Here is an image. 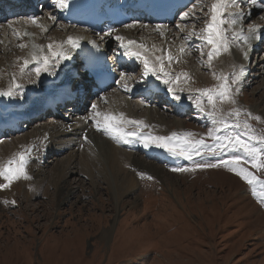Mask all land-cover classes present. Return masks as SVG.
Here are the masks:
<instances>
[{"label": "rangeland", "instance_id": "374dc122", "mask_svg": "<svg viewBox=\"0 0 264 264\" xmlns=\"http://www.w3.org/2000/svg\"><path fill=\"white\" fill-rule=\"evenodd\" d=\"M211 2L212 0H204L202 9L195 8L196 17L189 16L186 20L174 21L168 26L165 36H160L158 32L152 34L153 43H158L162 47L163 55L174 54V57H179L173 61H177L175 64L179 63L182 66L176 69L172 62L173 72H187L191 76V80L186 84L181 79L180 87H185V91L181 92L176 88L177 94L181 96L180 100L174 99L167 87L152 77L156 89L155 96L151 104H146L142 100L144 98L142 80L145 79L142 76V63L125 55L124 50L114 39L115 52L124 62L120 71L127 76L120 77V83L103 96L106 101L95 99L83 113L70 116L69 119L75 121L79 117L88 116L93 103L97 104L101 111L110 110L111 107L113 109L110 111L114 112L134 109V117L142 119L145 124L151 126L148 129L142 127L141 131L165 136L171 132L189 131L196 134V138L203 137L208 144H211L212 139L206 134L214 125L211 119L196 107V94L194 92L190 94L187 89L211 88L219 83L213 73L227 74L232 69H221L218 66L220 59L216 57L209 65L207 52L210 46L205 45L202 54L199 48L201 41L196 37H192L189 41L190 51L179 52L183 36L188 34L190 29L199 31L204 27L208 18L207 9ZM194 3L195 0L190 8ZM247 8L248 4H241V10ZM42 11L38 18L39 23L44 24L43 20L47 13L53 11L51 4L48 3ZM260 14L264 15V12L258 10L248 18L249 21L242 22L245 34L248 27L259 19ZM9 20L4 24L0 23L4 25L0 28V65L8 77L13 74L18 75L17 83L22 84L28 91L23 95L22 100L13 104L7 97L0 98V106L4 103L8 105V110H4V113L0 110L1 118H6L7 113L19 114L30 107L35 109L38 105V103L34 105L37 99L35 97L43 98L49 95L53 91L52 86L56 85L51 84V79L56 78L57 81L60 77L57 69L52 76L47 77V73H44L46 76L42 73L45 77L42 83L45 84L42 88H36L35 84L29 82L30 79L35 78L31 72L34 65H29L23 74L20 73L22 59L17 58H24L25 53L30 52V48H19L17 44L30 45L29 38L23 37L18 40L13 36L12 31L7 27ZM178 23L184 29L183 32L176 27ZM57 24L59 25L55 27L59 33L67 37L76 34L72 28H65L61 22ZM14 28L19 32L33 33L31 41L44 45L45 50L49 42L56 41V33L52 36L50 31L41 32L35 25H16ZM2 30L12 37L6 36L5 39L1 34ZM125 31L126 29L119 33ZM137 41L143 43L138 39ZM237 47L239 46L233 45L229 55L232 56L233 65H238L240 62L239 65L245 66V76L246 74L248 76L247 78L244 76L242 84L239 85L241 91L236 96L238 106L264 119V61H262L264 46L249 57L248 63L246 61L241 63V59L239 61L237 56L243 57V55L237 51L239 49ZM165 62L167 66V61ZM125 63H128V66ZM41 80L42 78L39 77L37 82L41 83ZM125 81L130 89L128 91L123 86ZM7 86L5 85V88ZM121 90L123 94L131 92L128 94L131 96V103L122 101L119 110L112 105V101ZM160 92L163 94L160 95ZM166 93L168 100L164 99ZM30 96L35 97L31 99ZM170 98L179 103L182 101V107L188 104L189 108L184 109L186 114H178ZM121 99L123 100L122 97ZM137 100L143 107L135 108ZM205 106H207L206 101ZM151 107L155 108L162 118L156 117L157 120H165L166 124L161 126L154 119L146 118L145 110ZM222 107L227 111L232 105L223 104ZM41 120L26 128V131L35 132L40 130L42 125L51 127L59 122L57 118ZM173 121L180 122V126L175 127ZM23 122L24 120L19 121L20 125ZM85 122L91 124L89 120ZM249 122L257 132L264 129V123L254 119ZM62 123L64 127L71 122ZM6 124L0 131L7 127ZM91 125L82 131L83 139L89 134ZM216 127L220 126L216 125ZM23 132L1 136L0 145L8 143L12 147V139ZM67 136L69 140L60 145L64 150H61L63 152L61 155H53L52 153L57 152V148L50 147L46 140L39 142L37 146L33 145L28 171L32 174V170L41 168L43 173L37 178H47L45 184L40 185L35 194L30 196L33 183L38 182V180L33 181L32 175L31 180L15 182L13 184L15 190L11 195L0 194V264H264V205L260 203V197L252 194L250 186L233 172L222 166L197 169L195 172H175L172 171L173 168L190 167L192 162L172 157L163 149L155 147L145 149L137 141L139 149L134 153L138 161L133 162L130 159L125 167L127 172L134 175L137 185L134 189H124L120 186L123 195L118 196V185H115L109 167L99 155V150H96L97 146L90 141L91 144L85 147L89 148L90 165L94 167L93 175L70 173L65 181L56 183L59 188L54 184L56 177L54 170L57 161L60 163L72 153V150L65 148L74 136ZM87 140L88 138L85 139ZM14 150L17 149L14 147L10 149L11 154L15 152ZM194 159L200 160L201 157ZM208 160L215 162L211 157ZM244 166L260 179H264V169L257 171L250 165ZM138 172L146 173L153 179H142L137 175ZM43 186L48 189L45 194ZM12 200L16 201L15 205L4 203ZM63 200L66 201L62 202Z\"/></svg>", "mask_w": 264, "mask_h": 264}, {"label": "snow or ice", "instance_id": "6c2138e0", "mask_svg": "<svg viewBox=\"0 0 264 264\" xmlns=\"http://www.w3.org/2000/svg\"><path fill=\"white\" fill-rule=\"evenodd\" d=\"M51 2L62 11L69 7V0H51ZM242 3L264 7V0H212L207 9L208 18L204 23V27L199 31L194 28L190 29L188 34L183 36L179 52L190 51L189 41L192 37H196L201 41L199 48L202 54L203 47L205 45L210 46L207 52L209 65H211L214 57H218L222 53H228L234 44L240 47V51L247 58V49L252 47L251 41L264 39V26L250 25L247 34H245L240 27L247 15L241 10ZM203 5L204 0H195L193 7L181 14V20H186L189 16L196 17L195 8L200 7L202 9ZM51 19L55 20L56 18L52 16ZM19 22L35 25L40 28L41 32L48 31V26L39 23V18L36 16L22 17L15 22L9 20L7 27L11 29L12 35L18 40L34 35L28 31H17L13 25ZM137 24L138 21L133 20L131 23L124 24V27L132 29ZM139 26L143 29L150 27V25L142 23ZM3 27L4 25L0 24V28ZM176 27L181 32L184 31L179 23ZM151 30L158 32L163 37L168 31V25L158 23L152 26ZM105 35L114 36L118 46L124 49L125 55L131 56L142 63L143 77H154L167 87L169 94L174 99H181L176 88H179L181 92L185 91L183 87H180V82L182 77L185 84L191 80L189 73L170 71L164 64L163 55L157 56L154 52L150 55L144 43L115 34L114 29L110 28ZM82 39L80 36L70 35L65 40H52L47 44V50H45L44 45L34 42L30 45L18 43L17 47L19 48H30L27 57L17 58L22 59L20 73L23 74L29 68V65H34L31 72L35 78L29 81L33 84L37 82L42 73L54 75V69L58 68L62 61L70 58V52L81 47L80 42ZM101 39L103 40L104 37H101ZM241 41L242 44H240ZM91 43L93 47L99 49V44L95 41H91ZM153 49H155V45H153ZM174 59H179V57H174L171 54L167 56L169 64ZM245 72L246 68L243 64L233 65L230 73L219 75L213 73L214 78L219 83L211 88L187 89L190 94L193 92L196 94V107L200 112L206 114L214 125L206 134L212 139L211 144H208L203 137L196 138V134L189 131L171 132L166 136L141 131L142 127L148 129L151 126L145 124L142 120L131 119L123 112L100 111L95 103L91 105L89 115L82 119L90 120L96 131L101 132L117 144H129L135 140L145 149L151 147L163 149L172 157L192 162L190 167H176L172 171L195 172L197 169L222 166L244 180L250 186L252 194L260 197V203L264 205V179H260L248 167L244 166L245 164L250 165L251 168H255L257 171L264 169V129L257 132L249 122L254 119L264 123V119L258 115L254 116L247 109L238 106L236 100V96L241 91L239 85L243 82ZM126 76V73H121L122 78ZM117 83H120V81ZM123 86L126 91L130 90L126 81ZM22 88L23 85L17 83L16 75L13 74L8 86L0 88V96L16 97L20 94ZM100 99L106 101L105 97ZM205 101L207 106H205ZM223 104H229L232 107L225 111L222 107ZM242 117L245 118L242 119ZM216 125L220 127H216ZM47 137L48 133H45L43 139L46 140ZM85 139H87L86 136ZM33 147V145H23L21 146L22 150L12 153L7 158L0 159V181H2L0 182V190L9 189L17 181L32 179L28 166L32 158ZM225 154H227L226 158ZM194 157H201V159L196 160ZM209 157L214 158L215 162H210ZM137 175L142 179H153L143 172H138ZM4 203L15 205L16 201H4Z\"/></svg>", "mask_w": 264, "mask_h": 264}, {"label": "bare ground", "instance_id": "6f19581e", "mask_svg": "<svg viewBox=\"0 0 264 264\" xmlns=\"http://www.w3.org/2000/svg\"><path fill=\"white\" fill-rule=\"evenodd\" d=\"M53 7H55V6L53 5ZM43 9H44V7H42L41 10H43ZM250 11H252V13H253L255 11V6H252L251 8H249V12L246 13L247 15H246V18L244 20H248L247 18H249V16H250ZM252 13H251V15H252ZM47 14H46L47 16L45 18L46 20L44 19L43 21H45L44 25L48 26V31H50L52 36H55L54 33H56V36H55L56 41L65 40V38H67V35H65L63 33H59L57 31L56 27H55L56 25L57 26L59 25V24H57V22H61L62 21L61 20L62 19L61 16H59L57 13L48 12ZM28 16H34V15L20 16V17H18V19L22 18V17H28ZM52 16H55L56 19L52 20L51 19ZM261 17L264 18V15H262ZM14 22H15V20H14ZM140 23H143V22H138L137 26L135 28H132V29L124 28V26L122 28L120 27L118 29H115V34L122 35V36L126 37L127 39H132V40H136V41L138 39L139 41H143V43L145 44V46L149 50V54L150 55L152 54V52H154L155 55H157V56L163 55L164 53H161L162 52V47L158 43H156V44L153 43L154 41L152 40L153 39V37H152L153 35L152 34L156 33V32L152 31L151 27L155 26L156 24H149L150 27L148 29H143V28H141L139 26ZM16 25H18V26L19 25H30L31 26V24H24L22 22L15 23L14 26H16ZM64 27L66 28L67 26H64ZM67 28H72L73 29V27H67ZM124 29H126L127 33H125L126 31L119 33L120 31H123ZM9 30H11V29H9ZM77 31H78V29H77ZM138 32L140 34H137ZM1 34L3 35V37L5 36L4 37L5 39H6V36L7 37L9 36L8 38L12 37L11 34L8 35L3 30H2ZM156 35H154V36L156 37ZM113 38H114V36H107V39L105 40V45L109 49L111 48L112 51H115L114 46H112ZM8 40H10V39H8ZM11 43L13 44L14 42H11ZM153 45H155V49H153ZM237 48L240 49V47H237ZM239 49L238 50L236 49V50L240 51ZM28 54H29V51L25 53V57H27ZM111 55L114 56V54H112V53H111ZM242 55H243V53H242ZM163 56H164V60L167 61V66L166 67H168L170 70H172L173 67H175L176 69L177 68H181L182 64H179V63L175 64V62H177V61H172L174 63V65H175V66L172 67V62L169 64V62L167 60V55H163ZM237 57L239 58V61L241 59V63L245 61L244 55H243V57H241V55H238ZM216 58L220 59V62H219L220 65H218V66H220L221 69H224V70L225 69H227V70L232 69L231 67L233 66V61L231 59L232 56L229 55V52L228 53H222L220 56H218ZM235 61H236V59H235ZM262 61H264V60H262ZM165 64H166V62H165ZM239 64H240V62H239ZM239 64L238 65L236 64V65L239 66ZM221 71H223V70H221ZM54 72H55V70H54ZM17 76L18 75H16V77ZM48 76H49V74H47V77ZM11 77L10 76L8 77L7 75L4 74V69H2L1 65H0V88H5V85L9 84V81H10ZM40 77L42 78L41 83H39V82H36L37 84L34 83L36 85V88H42L44 86V84H45V83H42V81L44 82L45 77L42 74H41ZM181 79H183V77ZM51 84H56V85L52 86L53 90H56L58 88V84L56 82V78L55 79H51ZM26 91H28V89L23 87L20 90V94L19 95H17L16 97H7V99L10 101L11 104H13V102H17V101L22 100L24 98L23 95H25ZM38 91H40V90H38ZM51 93L49 94V96L51 95ZM123 93L124 92H122V90H121L119 92V94H117V96L114 97V101H112L113 102L112 105H114V107L116 106L117 107L116 109L119 108V110H120V108H121L120 104L122 103V101H125V102H128V103L130 102L131 96L128 95V94L131 93V92H129V93L126 92L127 94H123ZM146 93H148V92H146ZM106 94H108V91H106L105 93L100 95L99 99L101 97H103L104 95H106ZM121 97L123 98V100L121 99ZM0 98H2V96H0ZM35 98H37V99H36V102H35L34 105H36L38 103V105L35 107V108L38 107L37 110L40 109V108H43L44 105H47V104L43 103V102H45L47 100L46 99V95L43 96V98L38 97V96H36ZM132 101H134V100H132ZM143 101H145L146 104H148V100H143ZM136 102L137 103H136L135 108L143 107L141 105V103L138 102V100ZM10 103H8V104H10ZM180 103H182V101H180ZM4 104H6V103H4ZM4 104L2 106H0V110L3 113L5 112L4 110H8V105L6 106ZM33 108L34 107H30V109L24 110L22 113H19V114L7 113L6 114V118H1L0 117L1 118V120H0V129H2V127L6 123L8 125L6 124L7 127L3 128V130H6V128L13 129L14 127L17 126V124L19 123V120L22 117L28 116V114L33 112V110H34ZM111 109H113V107H111L110 110ZM108 110L109 109H107L105 111H108ZM180 110H182V106H181ZM145 111H146V113L145 112L144 113L146 115V118H149V120L154 119L155 121L158 122L157 124H159L161 126L164 125V123L166 124L165 120H157L156 117H159L160 119H162V118L160 117L159 113L157 112V110L155 108L151 107L150 109H146ZM1 112H0V114H1ZM122 112L125 113L131 119L142 120V119H139L137 117H134L135 116L134 109H130L129 111H125L124 110ZM82 118L83 117H79L75 121L69 123L71 130H69V127H68L69 125H66V126L63 127V123L57 122L56 124H53V126H51V127H47L46 125H42V128L40 130H38V131H35V132H33V131H30V132L24 131L25 134L23 132V134L18 135V137H16L15 139H12V141H13V146L12 147H14L18 151H20L21 146H23V145H36L37 146L39 144V142L45 141L43 139L44 134L48 133V137L46 139V142H49L50 147H54L55 146L57 148V150H56L57 152L52 153V154L53 155L54 154H56V155L60 154L61 155L63 153L61 150H63V149H62V147L60 145L65 143L66 140H69V138H67L68 137L67 135L74 136V138L72 140H70L69 143L67 144V148H65V150L66 149L67 150H69V149L72 150V153L70 154V156H68L65 160H61L60 163H58V161H57L58 164L57 163L55 164L54 173H55L56 177H55V180H54V184H55V186H57L56 183L60 184L63 181H65L66 180V176L68 174H70V173H78V174H82V175L85 174L87 176H92L93 175V168L94 167H92L90 165V160H91L90 158L91 157H90V154H89V148L85 147V146H87V144H91L90 141H92L97 146V149L94 148L93 145H90V146L93 149L99 150V155H101L103 161L105 162V164H107V166L109 167V169L111 171L110 174H112V178L114 179L115 185H118L117 186V189H118V192H119L118 196L119 195L120 196L123 195V192L120 191V186L122 188H124V189H130V188L134 189L135 186L137 185V180L135 179L134 175H131L129 172H127L125 170V167L128 164V161L130 159L133 162L138 161V158H137V156H135L136 154L134 153V151L137 152V150L139 149V145H138L137 141L133 140L129 144H117L113 140L109 139L108 137L102 136L101 132H100L101 134H99V132L96 131V129L93 127V125H91L92 123L91 124H89L90 122L86 123L85 122L86 120H84ZM173 122H174V126L175 127L176 126H178V127L180 126V124H179L180 122H177V121H173ZM88 125H91V126H89L90 129L88 128L89 129V134L86 135L88 140L85 141V139H83V137H82V134H83L82 131H85V129L88 127ZM10 127H12V128H10ZM24 127H25V125L21 126L20 127L21 129L19 128L20 130L14 132V134H17V133L21 132L22 129H24ZM78 127H80V128H78ZM62 128H64L65 131ZM102 137H104V138H102ZM9 145H8V143H4V144H2V146L0 145V159L7 158L8 156L11 155L10 149L12 147L9 146ZM11 145H12V143H11ZM135 147H138V148L136 149ZM17 150H14V151L16 152ZM50 150H51V148H50ZM146 166H148V165H146ZM152 168L156 169L154 167H152ZM32 171L33 172H31L32 174H30V175L33 176V181L34 180H38V182L36 184L33 183L32 191L30 193V196L35 194L38 191L39 186L45 184V182L47 181V178H45V177L43 179L37 178L38 176L42 175L43 169L39 168L36 171H34V170H32ZM130 171H131V168H130ZM51 181H53V179H51ZM57 187L60 188V186H57ZM42 189L44 191V194L48 190L45 186H43ZM14 190H15V187H14V185H12L9 189L1 190L0 194L1 195H11ZM25 194L28 195V193L26 191H25ZM8 197L9 196H7V198ZM65 201L66 200H63L62 202H65Z\"/></svg>", "mask_w": 264, "mask_h": 264}]
</instances>
